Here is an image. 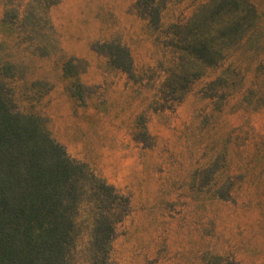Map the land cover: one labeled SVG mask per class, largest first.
<instances>
[{"label":"rangeland","instance_id":"1","mask_svg":"<svg viewBox=\"0 0 264 264\" xmlns=\"http://www.w3.org/2000/svg\"><path fill=\"white\" fill-rule=\"evenodd\" d=\"M48 1L0 0V81L129 198L110 264H264V0H247L250 29L226 40L235 12L218 0H157L158 29L136 0ZM193 28L213 29L215 65L179 50ZM102 42L128 48L133 79Z\"/></svg>","mask_w":264,"mask_h":264},{"label":"trees","instance_id":"2","mask_svg":"<svg viewBox=\"0 0 264 264\" xmlns=\"http://www.w3.org/2000/svg\"><path fill=\"white\" fill-rule=\"evenodd\" d=\"M48 2L52 6L58 1ZM134 5L151 27H160L162 8L157 0H136ZM247 5V0H218L217 11L231 6L235 20L218 28L217 38L242 37L250 29L247 19L252 7ZM181 27L172 24L168 30L179 33ZM211 28L205 35L191 29L179 47L209 67L217 63L224 49L213 45ZM93 49L113 69L129 79L135 77L127 47L102 42ZM70 65L67 62L65 68ZM1 83L0 264H110L116 226L129 212V198L85 163L71 158L51 136L45 120L15 106ZM142 135L147 136L145 130ZM211 264L235 263L213 256Z\"/></svg>","mask_w":264,"mask_h":264}]
</instances>
